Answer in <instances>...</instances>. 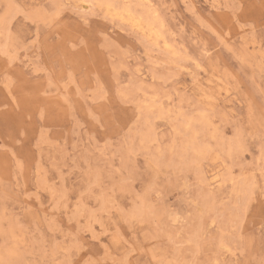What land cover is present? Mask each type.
<instances>
[{
  "label": "rangeland",
  "instance_id": "374dc122",
  "mask_svg": "<svg viewBox=\"0 0 264 264\" xmlns=\"http://www.w3.org/2000/svg\"><path fill=\"white\" fill-rule=\"evenodd\" d=\"M0 264H264V0H0Z\"/></svg>",
  "mask_w": 264,
  "mask_h": 264
},
{
  "label": "bare ground",
  "instance_id": "6f19581e",
  "mask_svg": "<svg viewBox=\"0 0 264 264\" xmlns=\"http://www.w3.org/2000/svg\"><path fill=\"white\" fill-rule=\"evenodd\" d=\"M75 1V0H74ZM75 5H76V3H75ZM96 5V4H95ZM84 7H86V6H84ZM88 7V6H87ZM90 7V6H89ZM98 8V7H97ZM89 10V9H88ZM192 18V17H191ZM131 20L133 21V23H134V25L135 26H137V27H139V28H141V29H145V27L143 26V23H142V21L141 20H138L137 18H135V17H133V16H131ZM153 32V33H152ZM151 34L153 35V38L155 39V40H158L160 37H161V33H160V30H153V31H151ZM142 94V93H141ZM139 113V112H138ZM173 119V118H172ZM175 123V122H174ZM175 127V126H174ZM154 129V128H153ZM261 129V128H260ZM153 136V135H152ZM147 137H150L151 138V135H148ZM160 138H162L163 139V137H160ZM248 146V145H247ZM233 147V146H232ZM188 150V149H187ZM149 157V156H148ZM173 158V157H172ZM112 161H113V159H112ZM126 162V161H125ZM150 163V162H149ZM147 164H148V162H147ZM154 165V164H153ZM156 170V169H155ZM158 170V169H157ZM101 176V175H100ZM199 193V192H198ZM199 203V202H198ZM139 206H141V205H139ZM202 206V205H201ZM154 208V207H153ZM202 208V207H201ZM203 209V208H202ZM204 210V209H203ZM202 210V211H203ZM238 211V210H237ZM141 216V215H140ZM179 216V215H178ZM173 219V218H172ZM144 220V219H143ZM175 221V220H174ZM195 235H196V233H195ZM192 237V236H191ZM198 237V236H197ZM198 240V239H197ZM177 245V244H176ZM178 250V249H177ZM176 251V250H175Z\"/></svg>",
  "mask_w": 264,
  "mask_h": 264
}]
</instances>
